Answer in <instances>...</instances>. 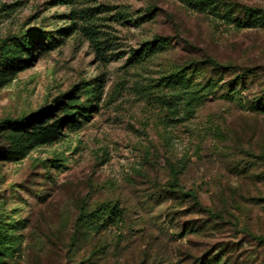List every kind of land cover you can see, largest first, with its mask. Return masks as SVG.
Listing matches in <instances>:
<instances>
[{
  "label": "rangeland",
  "instance_id": "obj_1",
  "mask_svg": "<svg viewBox=\"0 0 264 264\" xmlns=\"http://www.w3.org/2000/svg\"><path fill=\"white\" fill-rule=\"evenodd\" d=\"M224 1L264 9V0ZM147 6L156 14L142 24L116 15L138 16ZM220 16L187 0H0V43L37 30L62 40L43 51L44 35L33 60L0 84V120L57 105L74 87L82 102L84 90H101L90 117L76 114L63 137L20 161H0L1 207L16 236L10 264H195L222 246L235 250L230 264H264L255 239L264 237V202L249 200L264 197V162L248 155L264 152V115L245 107L247 91L241 103L209 99L192 112L163 78L208 55L264 66V28H237ZM157 36L169 42L132 63L130 52ZM171 166L205 207L239 204L238 219L253 234L231 219L217 225L167 192ZM104 202L122 208V221L90 237L79 232L72 245L81 205Z\"/></svg>",
  "mask_w": 264,
  "mask_h": 264
},
{
  "label": "trees",
  "instance_id": "obj_2",
  "mask_svg": "<svg viewBox=\"0 0 264 264\" xmlns=\"http://www.w3.org/2000/svg\"><path fill=\"white\" fill-rule=\"evenodd\" d=\"M188 3L203 12H211L221 15L220 18L228 24H234L237 28H264V9L242 6L238 9L232 3L224 0H187ZM242 12V14H238ZM156 14L154 7L147 6L140 15L129 11L117 12V17L124 21H132L136 24L152 19ZM45 36L46 42H41V50L47 51L57 47L62 40H57L52 32L46 34L43 30L18 34L0 43V84L23 69L33 60L32 46ZM96 45L102 42L93 40ZM169 42L167 38L157 36L152 40L142 42L139 49L130 52L132 63H139L158 51L162 50ZM166 85L177 90V98H183L190 111L204 105L209 99H223L227 102H239L244 99V92L251 94L249 100H245V107L250 111L264 115V66L239 65L228 60H221L217 56H205L200 59H192L181 67L168 72L164 77ZM254 88L257 90L252 94ZM102 88V87H101ZM85 101L79 100L77 87L64 93L58 98L57 105H45L30 113L22 114L17 118L6 117L0 120V161H20L32 147L46 144L64 136L62 126L72 128L76 120V114L90 117L92 112L91 99L96 95L100 98L101 90L88 88ZM82 93V92H81ZM90 100V101H89ZM63 111V116H56V111ZM252 158L264 162V152L260 154L248 153ZM243 171H247L243 167ZM167 192L176 195L181 203H190L193 207L206 213L215 224L225 223L231 219V225L241 227L247 235L253 234L246 221L240 222L239 214L242 212L239 204L227 205L224 211L205 207L196 190H185L179 182V170L170 167V180L167 183ZM249 200L254 203L263 201L261 195L253 196ZM0 202V264H10L8 258L13 256L16 236L11 233V228ZM88 204L83 203L74 220V233L72 245L77 241L79 232L90 237L107 226L122 221L124 213L117 203L104 202L92 209H87ZM239 211V212H238ZM227 215V216H226ZM228 217V218H227ZM200 226H193L191 231L198 230ZM259 243L264 244V237L256 236ZM234 249V248H232ZM218 252L209 258H199L195 264H230L229 246H222ZM232 252V253H233ZM77 264H83L82 261Z\"/></svg>",
  "mask_w": 264,
  "mask_h": 264
}]
</instances>
